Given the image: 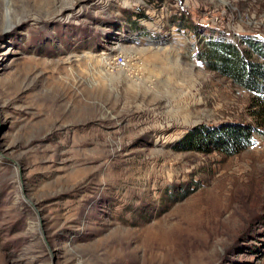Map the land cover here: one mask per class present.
I'll return each instance as SVG.
<instances>
[{"label": "rangeland", "instance_id": "obj_1", "mask_svg": "<svg viewBox=\"0 0 264 264\" xmlns=\"http://www.w3.org/2000/svg\"><path fill=\"white\" fill-rule=\"evenodd\" d=\"M210 39L263 64L264 0H0V264H264V118Z\"/></svg>", "mask_w": 264, "mask_h": 264}, {"label": "trees", "instance_id": "obj_2", "mask_svg": "<svg viewBox=\"0 0 264 264\" xmlns=\"http://www.w3.org/2000/svg\"><path fill=\"white\" fill-rule=\"evenodd\" d=\"M251 50L264 59V41L248 39ZM203 49L197 52V57L210 69L217 71L221 76H226L241 88H246L253 94L252 105L258 107L259 112L253 114V118H264V63L259 65L252 62L251 52L245 48L226 40H207ZM201 129L195 132L192 145H186V149L198 150V145L207 144L209 141L220 143L223 150L230 153L236 152L234 147L245 148L253 144L252 131L246 127H226L221 129V136L210 135ZM203 133V135H202Z\"/></svg>", "mask_w": 264, "mask_h": 264}, {"label": "built area", "instance_id": "obj_3", "mask_svg": "<svg viewBox=\"0 0 264 264\" xmlns=\"http://www.w3.org/2000/svg\"><path fill=\"white\" fill-rule=\"evenodd\" d=\"M117 58L120 60L119 63H121V65H123V58H122V56H117Z\"/></svg>", "mask_w": 264, "mask_h": 264}]
</instances>
